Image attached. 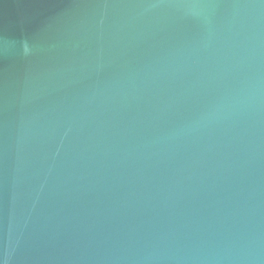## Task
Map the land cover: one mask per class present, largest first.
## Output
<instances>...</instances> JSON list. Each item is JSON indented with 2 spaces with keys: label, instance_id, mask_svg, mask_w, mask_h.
Wrapping results in <instances>:
<instances>
[{
  "label": "water",
  "instance_id": "water-1",
  "mask_svg": "<svg viewBox=\"0 0 264 264\" xmlns=\"http://www.w3.org/2000/svg\"><path fill=\"white\" fill-rule=\"evenodd\" d=\"M0 264H264V0H0Z\"/></svg>",
  "mask_w": 264,
  "mask_h": 264
}]
</instances>
